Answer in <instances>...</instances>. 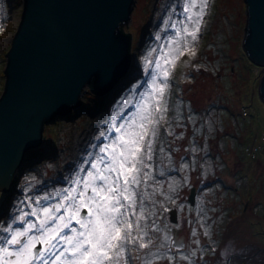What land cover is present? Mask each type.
<instances>
[{
  "label": "rangeland",
  "instance_id": "374dc122",
  "mask_svg": "<svg viewBox=\"0 0 264 264\" xmlns=\"http://www.w3.org/2000/svg\"><path fill=\"white\" fill-rule=\"evenodd\" d=\"M183 4L184 0H135L130 20L121 25L131 33L127 72L101 95L84 87L76 107L45 123L41 144L25 152L26 164L15 171L9 191H0V226L31 212L29 204L35 207L37 198L71 187L70 178L86 153L98 151L90 146L104 142L99 133L107 131L113 115L119 124L135 112L161 48L175 34L171 27L162 31L163 21L173 8V20L183 19ZM22 7V0H0V94L5 54ZM246 18L243 0H210L196 56L185 54L172 73L168 124L160 130L150 162L155 180L149 181L148 191L155 188V205L149 207L156 214L149 224L155 220L160 228L154 237H171L184 255L195 251L194 264H205L202 254L227 243L264 248V103L256 91L264 65L253 64L242 49ZM145 58L152 63L146 64ZM57 202L58 197L42 200ZM174 209L172 224L169 213ZM173 254L177 264H188L175 249ZM148 259L131 252L128 264H145Z\"/></svg>",
  "mask_w": 264,
  "mask_h": 264
},
{
  "label": "snow or ice",
  "instance_id": "6c2138e0",
  "mask_svg": "<svg viewBox=\"0 0 264 264\" xmlns=\"http://www.w3.org/2000/svg\"><path fill=\"white\" fill-rule=\"evenodd\" d=\"M209 4L210 0H184V18L179 21L173 20L172 9L162 31L171 27L175 34L161 48L135 112L119 124L113 115L107 131L99 133L98 139L104 142L90 146L98 151L87 152L70 178L72 186L42 197L43 201L58 197L57 203L42 204L37 198L35 207L29 204L31 212L0 226L6 234L0 235V264H128L131 252L149 256L145 264L164 259L177 264L174 249L180 260L194 264L195 251L184 255L171 237H154L160 232L155 220L149 224L156 214L155 188L148 189L149 181L155 180L150 162L160 130L168 124L172 73L185 54L196 56ZM160 39L157 33L156 40ZM204 234L208 235L207 230Z\"/></svg>",
  "mask_w": 264,
  "mask_h": 264
},
{
  "label": "water",
  "instance_id": "95a60500",
  "mask_svg": "<svg viewBox=\"0 0 264 264\" xmlns=\"http://www.w3.org/2000/svg\"><path fill=\"white\" fill-rule=\"evenodd\" d=\"M246 28L242 49L253 64L264 65V0H243ZM19 23L5 54L0 94V191H9L25 152L42 142L45 123L76 107L84 87L107 92L128 70L130 20L135 0H22ZM130 35H129V34ZM264 103V75L257 83ZM195 189L188 195L192 206ZM175 209L169 221L175 224ZM245 245L224 264L252 261Z\"/></svg>",
  "mask_w": 264,
  "mask_h": 264
},
{
  "label": "flooded vegetation",
  "instance_id": "af4514ba",
  "mask_svg": "<svg viewBox=\"0 0 264 264\" xmlns=\"http://www.w3.org/2000/svg\"><path fill=\"white\" fill-rule=\"evenodd\" d=\"M247 245H250V244H247ZM243 246L245 245L236 246L233 243H227L226 247L225 245L223 247L222 245H219L216 251L213 252L212 254H209V255L202 254L203 256L205 255V259H206L205 264H224L225 259L227 257H229L231 254H233V252L239 250ZM247 255L248 256L251 255L253 257V260L252 261L242 260L238 264H254V263L258 264L259 263L258 260H255V259L263 258V255L258 253L256 249H253V248L247 251Z\"/></svg>",
  "mask_w": 264,
  "mask_h": 264
},
{
  "label": "bare ground",
  "instance_id": "6f19581e",
  "mask_svg": "<svg viewBox=\"0 0 264 264\" xmlns=\"http://www.w3.org/2000/svg\"><path fill=\"white\" fill-rule=\"evenodd\" d=\"M123 76H124V75H123ZM123 76H122V77H123ZM122 77H120V78H122ZM120 78H119V79H120Z\"/></svg>",
  "mask_w": 264,
  "mask_h": 264
},
{
  "label": "trees",
  "instance_id": "16d2710c",
  "mask_svg": "<svg viewBox=\"0 0 264 264\" xmlns=\"http://www.w3.org/2000/svg\"><path fill=\"white\" fill-rule=\"evenodd\" d=\"M129 34V33H128ZM130 35V34H129ZM42 135H43V133H42ZM43 138V137H42Z\"/></svg>",
  "mask_w": 264,
  "mask_h": 264
},
{
  "label": "clouds",
  "instance_id": "9594fccd",
  "mask_svg": "<svg viewBox=\"0 0 264 264\" xmlns=\"http://www.w3.org/2000/svg\"><path fill=\"white\" fill-rule=\"evenodd\" d=\"M130 60H131V58H130Z\"/></svg>",
  "mask_w": 264,
  "mask_h": 264
}]
</instances>
